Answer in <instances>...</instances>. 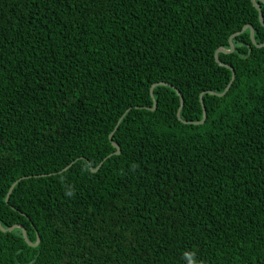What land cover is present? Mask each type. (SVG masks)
I'll use <instances>...</instances> for the list:
<instances>
[{
	"label": "trees",
	"instance_id": "obj_1",
	"mask_svg": "<svg viewBox=\"0 0 264 264\" xmlns=\"http://www.w3.org/2000/svg\"><path fill=\"white\" fill-rule=\"evenodd\" d=\"M66 3L0 0V223L40 238L0 231V264H264V46L248 28L218 53L227 95L207 93L232 77L214 58L232 33L264 41L252 0ZM155 82L185 121L204 92L207 119L179 120L170 85L150 109Z\"/></svg>",
	"mask_w": 264,
	"mask_h": 264
},
{
	"label": "water",
	"instance_id": "obj_2",
	"mask_svg": "<svg viewBox=\"0 0 264 264\" xmlns=\"http://www.w3.org/2000/svg\"><path fill=\"white\" fill-rule=\"evenodd\" d=\"M252 3H253V5L255 6V8L257 9V11H258V16H259V21H260V23L264 26L263 15H262V12H261V10H260V3H264V0H252ZM245 28H246V29H247V28L249 29V32H250V38H251V40H252V43H253L256 47H262V46H264V41L261 42V43H257V42L255 41V38H254V29H253V26H252L251 24H245V25L242 27L241 30L232 33V34L229 36V38H228L229 48L226 49V48L220 47V48H217V49L215 50V53H214V58H215L216 62H218V63H219L220 65H222V66H225V67L231 69V71H232V77H231L229 83L226 85V87L224 88V90H223L222 92L219 93V92H214V91H210V90H209V91H207V93L212 94V95L222 96V95H224L225 92L229 89V86L231 85V83H232V81H233V79H234L235 73H234V71H233V69H232V67H231L230 65L225 64V63H222V62L219 60V58H218V53H219V52H224V53L232 52V51L234 50V44H233V42H232V39H233L235 36L239 35L242 31H244ZM154 85H170V84H168V83H166V82H155V83H153V84L151 85V87H150V95H151V97L153 98V106H152L150 109H154V108L156 107V100H155L154 97H153V91H152ZM170 86H171V85H170ZM171 87L176 91V93H177L178 96H179V107H178V109H177V118H178L179 120H181L183 123H192V124H199V123H202V122L204 121V119H201V120H199V121H185V120H182V119H181V117H180V111H181V108H182V106H183V97H182V95L180 94V92H179V90H178L177 88H175L174 86H171ZM203 93H204V92H201L200 95H199V100H200L201 108H202V112H203L202 117L206 116L205 106H204L203 98H202ZM128 110H129V109H127L126 111H128ZM126 111L124 112V114L126 113ZM124 114H123V115H124ZM123 115H122V116H123ZM122 116H121V117H122ZM120 119H121V118H120ZM117 126H118V123L116 124L114 130L117 128ZM114 130L109 134V139H110V141H111L112 146L115 148V151H114L112 154H118V153H120L119 145H118L117 143H115V142L112 140V135H113V133H114ZM110 155H111V154H109L108 156H110ZM108 156H106L105 159H106ZM102 162H103V161H101V162L97 165L96 168H91V171H96V170L101 166ZM63 169H66V168H63ZM63 169H62V170H63ZM22 178H24V177L19 178L17 181L13 182V183L10 185V188H9V190H8V192H7V195H6V198H5V201H6L7 203H8V199H9V195H10V193H11V190H12L13 187L16 185V183H17L19 180H21ZM14 228H20V229L22 230L23 237H24L25 241H26V242L29 241L24 226H22V225H20V224H13V225H10V226H8V227L5 228V227H3V226L1 225V223H0V231H2V232L11 231V230L14 229ZM39 239H40V238H39V236L37 235L36 242H34V244H38V243H39Z\"/></svg>",
	"mask_w": 264,
	"mask_h": 264
},
{
	"label": "snow or ice",
	"instance_id": "obj_3",
	"mask_svg": "<svg viewBox=\"0 0 264 264\" xmlns=\"http://www.w3.org/2000/svg\"><path fill=\"white\" fill-rule=\"evenodd\" d=\"M48 3H49L50 5H52V6H57V5H59V6L67 7L66 0H48ZM245 30H247V29L245 28ZM157 70H158V71L170 72V71H172V68H171V66H168L167 68H163V69H161V68L159 67V65H157ZM150 71H151V69H149V72H150ZM159 86H160V85H154V86H153V89H152V91H153V95H155V87H159ZM164 86L167 87L168 85H164ZM229 88H230V86H229ZM225 95H227L226 92H225ZM202 119H205V120H206L207 117L204 116V117H202ZM0 151H3V145H2V144H0ZM57 234H58V233H57ZM27 243H28V245H30V246H33V247H36V248L39 247V245L34 244L33 241H28ZM2 245H3V240L0 239V247H2Z\"/></svg>",
	"mask_w": 264,
	"mask_h": 264
},
{
	"label": "clouds",
	"instance_id": "obj_4",
	"mask_svg": "<svg viewBox=\"0 0 264 264\" xmlns=\"http://www.w3.org/2000/svg\"><path fill=\"white\" fill-rule=\"evenodd\" d=\"M183 259L185 264H202V262L196 259V254L194 251H187L183 252Z\"/></svg>",
	"mask_w": 264,
	"mask_h": 264
}]
</instances>
